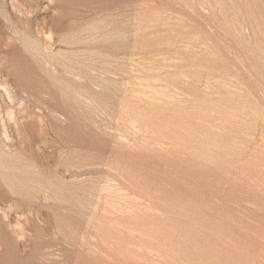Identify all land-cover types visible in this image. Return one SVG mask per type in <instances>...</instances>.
Wrapping results in <instances>:
<instances>
[{
    "label": "rangeland",
    "instance_id": "374dc122",
    "mask_svg": "<svg viewBox=\"0 0 264 264\" xmlns=\"http://www.w3.org/2000/svg\"><path fill=\"white\" fill-rule=\"evenodd\" d=\"M0 264H264V0H0Z\"/></svg>",
    "mask_w": 264,
    "mask_h": 264
}]
</instances>
